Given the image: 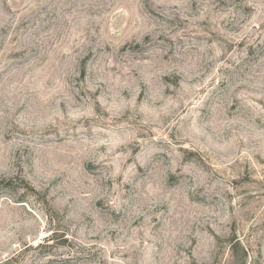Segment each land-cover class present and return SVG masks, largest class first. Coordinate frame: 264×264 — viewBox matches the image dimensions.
<instances>
[{
    "label": "rangeland",
    "instance_id": "obj_1",
    "mask_svg": "<svg viewBox=\"0 0 264 264\" xmlns=\"http://www.w3.org/2000/svg\"><path fill=\"white\" fill-rule=\"evenodd\" d=\"M0 264H264V0H0Z\"/></svg>",
    "mask_w": 264,
    "mask_h": 264
}]
</instances>
